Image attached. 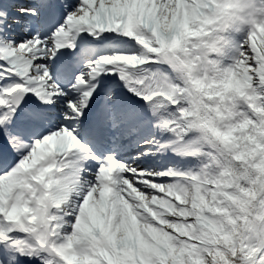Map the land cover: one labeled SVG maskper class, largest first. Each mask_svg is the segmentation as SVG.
Masks as SVG:
<instances>
[{
  "label": "snow or ice",
  "instance_id": "1",
  "mask_svg": "<svg viewBox=\"0 0 264 264\" xmlns=\"http://www.w3.org/2000/svg\"><path fill=\"white\" fill-rule=\"evenodd\" d=\"M0 264H264V0H0Z\"/></svg>",
  "mask_w": 264,
  "mask_h": 264
}]
</instances>
